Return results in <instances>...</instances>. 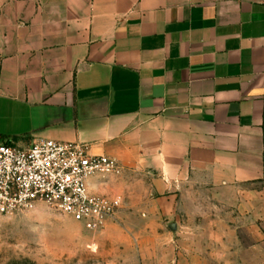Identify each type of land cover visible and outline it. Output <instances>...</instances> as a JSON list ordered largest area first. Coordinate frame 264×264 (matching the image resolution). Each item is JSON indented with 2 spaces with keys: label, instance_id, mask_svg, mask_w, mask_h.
<instances>
[{
  "label": "crops",
  "instance_id": "obj_1",
  "mask_svg": "<svg viewBox=\"0 0 264 264\" xmlns=\"http://www.w3.org/2000/svg\"><path fill=\"white\" fill-rule=\"evenodd\" d=\"M0 128L116 160L146 264H264V0H0Z\"/></svg>",
  "mask_w": 264,
  "mask_h": 264
},
{
  "label": "built area",
  "instance_id": "obj_2",
  "mask_svg": "<svg viewBox=\"0 0 264 264\" xmlns=\"http://www.w3.org/2000/svg\"><path fill=\"white\" fill-rule=\"evenodd\" d=\"M122 168L107 156H92L89 146L38 140L27 147L0 143V214L33 210L47 204L90 232L116 223L119 197L92 193L88 180L119 176Z\"/></svg>",
  "mask_w": 264,
  "mask_h": 264
},
{
  "label": "rangeland",
  "instance_id": "obj_3",
  "mask_svg": "<svg viewBox=\"0 0 264 264\" xmlns=\"http://www.w3.org/2000/svg\"><path fill=\"white\" fill-rule=\"evenodd\" d=\"M108 229L90 232L44 203L0 214V264H146L145 254L156 249V244L119 242L120 234Z\"/></svg>",
  "mask_w": 264,
  "mask_h": 264
}]
</instances>
